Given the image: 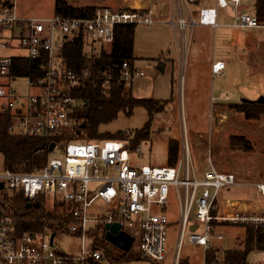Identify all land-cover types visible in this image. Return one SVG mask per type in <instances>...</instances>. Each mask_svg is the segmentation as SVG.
<instances>
[{"label": "built area", "instance_id": "obj_1", "mask_svg": "<svg viewBox=\"0 0 264 264\" xmlns=\"http://www.w3.org/2000/svg\"><path fill=\"white\" fill-rule=\"evenodd\" d=\"M178 1L182 6L186 0ZM243 1L217 0V3L227 7L231 3L238 6ZM197 15L198 20L181 15L162 21L142 8L97 7L90 16L54 13L24 17L17 13L15 2L3 5L0 7V111L12 112L10 130L50 140L73 124L72 112L80 103L74 90L86 85L91 68H83L82 73L66 68L60 56L66 41L82 34L88 43L112 44L117 25L161 22L180 31L184 64L193 28L200 24H218L216 7H201ZM233 25L261 28L264 22L255 13L242 12ZM19 56L33 62L43 60L39 64L42 73L38 78L13 74L15 58ZM119 67L120 80L126 85L133 82L134 76L144 75V71H137L129 61ZM224 67V61H215L213 73H222ZM20 80L25 81L23 88L15 85ZM104 85H109V79ZM59 146L61 152L51 155L42 168L31 172L0 169V183H3L0 188V264H64L66 260L74 264H108L103 250L92 246L91 233L100 224L106 231V224L115 222L121 224V231L127 230L135 236L143 258L165 263L169 256L168 204L172 193L180 212L172 264H180L186 239L205 246L206 250L214 248L211 234H214L215 219L264 225V212L250 215L238 212L227 218L214 214L221 191L236 185L237 176L212 163L199 173L188 140H183L175 165L142 164L143 142L132 146L129 138L77 139ZM256 188L264 195V182L256 183ZM18 192L32 202L45 200L68 206L73 220L66 223L64 232L79 238V253L59 250L55 245L58 233L23 231L16 234L15 213L6 198ZM192 225H196L194 230ZM216 239L223 240V234H218ZM262 252L264 254V250ZM205 264L227 263L218 255L215 261H205ZM246 264H264V257Z\"/></svg>", "mask_w": 264, "mask_h": 264}, {"label": "rangeland", "instance_id": "obj_2", "mask_svg": "<svg viewBox=\"0 0 264 264\" xmlns=\"http://www.w3.org/2000/svg\"><path fill=\"white\" fill-rule=\"evenodd\" d=\"M70 4L83 6L111 7L117 9L133 8L136 1L150 10L158 20L159 17L173 9H181L178 0H67ZM187 2L191 0H186ZM215 0H198L196 3H208ZM7 2V3H6ZM15 2L17 11L22 15L42 17L51 16L55 12V0H0V7ZM133 3V4H132ZM191 2V9L199 10L200 6ZM247 12L254 13L252 0L244 3ZM181 6V7H180ZM243 11V10H242ZM165 13V15H169ZM159 13V15H158ZM163 15V16H165ZM166 18V17H165ZM178 16L175 15L174 19ZM198 20V15L194 17ZM263 22V21H262ZM243 31L237 27H204L197 25L190 34V43L181 66L180 52L177 41L180 31L171 26L157 22L155 24H138L135 30L134 66L137 71H144V75H136L131 84L132 93L137 98H154L162 101L169 100L166 109L158 113L152 127L151 137L143 141L142 164L165 165L168 163V143L170 139L188 140L195 169L202 173L211 163L223 171H232L237 176V184L224 188L216 200L214 214L227 218L240 213L250 215L264 212V195L257 188L256 183L264 182V115L259 118H248L243 111H239L231 104H238L252 89L256 96L249 100H257L264 96V92L256 93L247 82V67L242 63L243 53L235 47L231 38L264 37V29ZM252 32V33H249ZM87 42V51L98 52L104 47L111 50L112 44H91ZM93 48V50H91ZM175 58V68L171 65L163 71H158L159 58ZM235 57L237 67L230 66L231 75L219 76L206 72V62L225 59L233 61ZM235 69V70H234ZM234 70V71H233ZM198 81L200 85L195 83ZM203 83V86H202ZM16 86L23 88L25 81H17ZM203 88V89H202ZM227 93L230 99L223 100ZM212 95L216 98L211 107ZM246 95V96H244ZM254 95V94H251ZM221 102V103H217ZM149 119V112L145 107L137 106L132 114L121 112L118 118L102 126L101 131L116 132L124 130L132 132L141 128ZM233 135L244 136L247 145L233 146L230 138ZM61 147L57 146L51 155H58ZM181 154V149H180ZM3 168V156L0 154V169ZM171 222L169 224V256L165 263L153 262L143 257L130 259L123 264H172V257L176 251L178 238L179 206L174 193L168 204ZM194 220V214L191 216ZM244 223H236L228 219H215L213 226L214 240L212 246L218 248V255L223 258L224 252L231 249L248 250L246 263L260 261L264 254L258 247L248 245L247 229ZM223 234V240H217L218 234ZM120 241L123 243L121 244ZM106 242L116 250L129 251L139 254L135 236L122 230L118 235L106 237ZM55 245L64 252L79 253V238L67 232H58ZM206 247L191 243L186 239L181 250V264H205ZM108 264L111 262L108 261Z\"/></svg>", "mask_w": 264, "mask_h": 264}, {"label": "trees", "instance_id": "obj_3", "mask_svg": "<svg viewBox=\"0 0 264 264\" xmlns=\"http://www.w3.org/2000/svg\"><path fill=\"white\" fill-rule=\"evenodd\" d=\"M253 5L255 14L264 22V0H253ZM96 8L95 5L77 6L70 4L67 0H55V14L63 16H90ZM135 30V24L117 25L112 48L109 51L103 47L98 52L87 51V42L82 34L76 35L63 44L60 56L67 69L82 73L83 68H91V76L86 81V85L74 90V95L80 103L72 112L73 124L49 140L43 136L12 132L10 130L12 112L0 111V154L3 156L4 169L31 172L42 168L51 156L52 150L49 149V145L52 141L59 146L77 139L129 138L132 146H136L150 139L155 117L158 113L165 111L169 100L137 98L132 93V83L126 85V82L120 80L119 65L124 61H129L134 65L136 59L134 55ZM42 61L33 62L25 57H16L13 74L28 75L36 79L42 73L39 68ZM106 79H109L108 86L104 85ZM137 106L148 110L149 119L141 128L133 130L132 135H128L124 130L112 133L101 131L102 126L115 121L121 112L130 115ZM232 106L245 112L248 118H259L264 115V103L249 100ZM84 120L87 124L78 132ZM230 142L233 146L245 144L251 147L244 136L233 135ZM180 149L181 141L169 140V165H175L178 162ZM6 201L15 213L16 234H21L23 231H50L52 234L64 232L67 229L66 223L73 220L68 206L51 204L45 200H39L38 203L32 202L22 192L15 193L10 198L7 197ZM246 229L249 247L255 245L264 250V225L246 224ZM91 234L92 246L102 249L112 264H123L141 256L140 252L136 254L132 250L124 252L111 248L106 242V231L103 224L98 225ZM247 251L227 250L224 252L223 260L227 264H246ZM218 252V248L206 250L205 260L215 261L218 258ZM64 264H74V261L66 260Z\"/></svg>", "mask_w": 264, "mask_h": 264}, {"label": "crops", "instance_id": "obj_4", "mask_svg": "<svg viewBox=\"0 0 264 264\" xmlns=\"http://www.w3.org/2000/svg\"><path fill=\"white\" fill-rule=\"evenodd\" d=\"M192 1L195 2V3H193L194 5L198 4L197 7L200 6V8L204 7V6H210V7H216L217 8L218 24L214 25V26L213 25H202V24H200L204 27H211V28H218L221 26H223V27H237V26L233 25V23L237 19V16L242 12H247L244 10L246 8V5L244 3L248 0H244L238 6H235L231 3L227 7L219 6L217 3V0H215L214 2H208V3H204V2L203 3L202 2L196 3L198 0H191L189 2L185 1L182 5L181 9H175L174 8L172 13L167 12L165 10L164 12L165 13L167 12V14H169V15H165V13H163L159 17H161V18L164 17L163 19H168L171 17L175 18V15H177L178 18L181 15H183L187 19L194 18L199 10H197V8L191 9V6H192L191 2ZM252 3H253V0H252ZM143 5H146V3H142V6H140V7L133 6V8H142V9L147 10L148 8L143 6ZM16 11H17V8H16ZM54 12H55V10H54ZM17 13L20 16L29 17L28 15H22L19 11H17ZM247 13H250V12H247ZM254 13H251V14H254ZM158 15H159V13H158ZM163 15H165V16H163ZM237 28H240L243 31L254 30V31H256V34L258 35V30H256V29H259V28H241V27H237ZM261 28L264 29V27H261ZM174 33H177L176 30H174ZM249 33H252V32H249ZM231 41H232L233 45L239 49V52L244 54L243 59H242V63H244V66L247 67L249 70L247 72V78L248 79H246V81L250 82L249 84H251V87L253 88L254 92H256V93L257 92L258 93L264 92V37H261V36L260 37L259 36L258 37H244V38L236 37V38H231ZM181 42H182V38H181V34H180V38L176 42L179 52H180ZM186 53H187V51H186ZM180 59H181V66H182V54H181V52H180ZM157 60L159 61L158 62V68H157L158 71L164 72L168 68L169 65H171L173 69L175 68V58H172V57L164 58V57H162V58H159ZM217 61H224L225 62V67L223 68L222 73L216 74V75H219L221 77L225 76V75H231L233 73L230 69V66L233 65L234 67H237L235 57H233L232 62L229 60L221 59V58L218 59ZM214 62L215 61L206 62V69H205L206 72H208V73L211 72L213 75H215L213 73V70H212V65ZM195 83H197V85L198 84L200 85V83L198 81H195ZM202 86H203V83H202ZM249 91H250L249 93H246L247 96L244 95V96H246L244 98L252 99V98H254L253 96H256L255 93H252L253 92L252 89L251 90L249 89ZM251 94H254V95H251ZM227 95L229 96L228 99H230V95L228 93H227ZM228 99L226 97H224V99H220V100L223 101V100H228ZM215 101H216V98L212 95L211 105H210L211 107L216 106ZM241 101H243V99ZM223 102L226 103V101H223ZM217 103H221V102H217ZM231 105H233V104H231Z\"/></svg>", "mask_w": 264, "mask_h": 264}, {"label": "water", "instance_id": "obj_5", "mask_svg": "<svg viewBox=\"0 0 264 264\" xmlns=\"http://www.w3.org/2000/svg\"><path fill=\"white\" fill-rule=\"evenodd\" d=\"M243 101H249V99L243 98ZM256 101L258 103H264V96H261L260 98H258L257 100H253ZM87 122L84 120L80 126H79V130L78 132H80L83 128H85ZM56 143L53 141L51 142V144L49 145V149L53 150L55 148ZM3 187V183H0V188ZM196 228V225H192L191 229L194 230ZM106 229V237L109 238L112 235H118L121 232V224L119 222H115V223H107L105 226ZM53 239V237H52ZM120 243L122 244L123 242L120 241Z\"/></svg>", "mask_w": 264, "mask_h": 264}, {"label": "bare ground", "instance_id": "obj_6", "mask_svg": "<svg viewBox=\"0 0 264 264\" xmlns=\"http://www.w3.org/2000/svg\"><path fill=\"white\" fill-rule=\"evenodd\" d=\"M143 3V2H142ZM133 4V3H132ZM140 1H136V3L134 4L135 7H140Z\"/></svg>", "mask_w": 264, "mask_h": 264}]
</instances>
